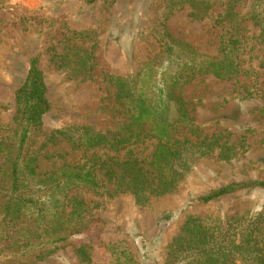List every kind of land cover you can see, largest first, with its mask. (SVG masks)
<instances>
[{
  "label": "rangeland",
  "instance_id": "374dc122",
  "mask_svg": "<svg viewBox=\"0 0 264 264\" xmlns=\"http://www.w3.org/2000/svg\"><path fill=\"white\" fill-rule=\"evenodd\" d=\"M207 1L212 7L202 18L193 16L189 3L172 8V0L0 2V124L5 126L0 127V140L14 142L16 91L33 58L44 73L51 103L21 161L27 173L26 165L38 156L34 163L41 176H23V193L35 196L37 208L24 206L20 214L5 216L8 171L0 153V264H79L77 249L82 245L89 247L93 264H114L128 256L134 264H168L170 244L189 215L226 217L264 209L261 187L240 189L210 202L199 199L232 183L264 180V28L258 19L247 18V13L262 10L253 0L236 1L234 9L246 35L238 53L242 72L230 79L199 76L183 88L192 122L202 135L221 136V146L199 157L171 192L138 204L131 193H113L112 185L104 194L74 188L69 195L84 201L85 212L67 224L66 232H59L54 231L56 213L45 200L49 191L36 181L53 169V161L74 163L81 157L65 142L48 143L54 130L87 126L105 132L122 121L106 74L132 77L153 60L167 67V55L175 51L165 52L166 47L177 41L209 57L221 55L222 34L230 23L222 20L229 0ZM75 31L89 36L68 38ZM80 48L93 51L90 74L73 70ZM52 49L73 58L55 62ZM246 88L252 97H242ZM180 137L195 140L186 133ZM155 144L156 140L143 141L133 149L135 157L149 163ZM226 147L230 150L221 155ZM40 208L46 215L34 222ZM59 235L66 237L58 240ZM49 250V255L41 256Z\"/></svg>",
  "mask_w": 264,
  "mask_h": 264
},
{
  "label": "trees",
  "instance_id": "16d2710c",
  "mask_svg": "<svg viewBox=\"0 0 264 264\" xmlns=\"http://www.w3.org/2000/svg\"><path fill=\"white\" fill-rule=\"evenodd\" d=\"M236 1L239 0L228 1L222 19H228L230 23L222 34L219 57L203 55L184 41H177L175 46L167 45L165 52L175 51L167 55V67L153 60L132 77L105 75L115 103L123 113L122 121L114 129L103 132L87 126H68L54 130L49 135L48 143L65 142L72 153L81 154L74 163L64 160L57 164L53 161V169L42 174V179H36L40 187L49 191L48 200H45L56 213L54 231L66 232L67 224L75 218H81L85 212L84 201L75 196L77 194L69 195L72 189L86 187L95 193L104 194L112 185L113 193H131L138 204H145L151 196L171 192L199 157L221 146V136L202 135L192 122L183 88L199 76L213 75L230 79L242 72L238 53L246 35L235 17ZM253 2L262 10L247 13V18L251 16L258 19L256 23L264 28V0ZM185 3L193 7L195 18L204 17L212 7L207 0H172L171 4L172 8H180ZM88 36L86 31H75L68 38ZM52 53L55 62L73 58L69 54H56L53 49ZM75 56V74H90L93 51L80 48ZM47 90L38 59L33 58L23 84L16 91L14 142L0 140V153L6 158L8 171L6 198L2 201L5 216L20 214L24 206H34V209L38 206L34 195L23 193L24 174L41 176L36 170L38 165L34 163L38 156L35 155L32 162L26 165L27 173L21 168V161L29 150L26 146L32 134L42 127L44 115L51 110ZM248 90L245 89L242 97L253 96ZM0 127L5 126L0 124ZM181 133L193 136L195 140L181 138ZM148 139L156 140V144L150 162L145 163L135 157L133 149ZM129 148L127 153L120 154ZM225 150H230V147L222 149L221 155L226 154ZM248 187L264 188V180L232 183L199 199L210 202ZM69 207L71 210L67 212ZM37 211L34 222L46 215H43L41 208ZM59 236L58 240L66 237ZM89 250L87 245L78 247L79 264H93ZM51 252L44 251L41 256L46 257ZM114 264H134V260L130 256L123 260L120 257ZM168 264H264V209L254 214L226 217L189 215L170 244Z\"/></svg>",
  "mask_w": 264,
  "mask_h": 264
}]
</instances>
